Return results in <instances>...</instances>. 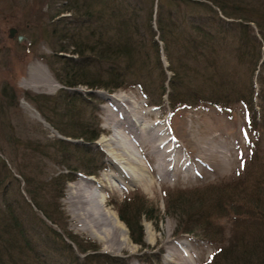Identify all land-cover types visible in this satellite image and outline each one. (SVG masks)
Segmentation results:
<instances>
[{"label": "trees", "instance_id": "obj_1", "mask_svg": "<svg viewBox=\"0 0 264 264\" xmlns=\"http://www.w3.org/2000/svg\"><path fill=\"white\" fill-rule=\"evenodd\" d=\"M50 1L60 2L51 19L50 37L57 41L51 70L63 88L55 97L31 100L60 136L75 141L55 139L47 151L44 145H29L31 152L69 169L52 179L48 191L57 193L52 200L62 196L66 180H74L77 172L92 176L104 168L101 152L92 146L102 133L93 114L95 96L69 92L72 88L112 94L137 87L153 106L167 96L172 111L201 105L231 110L238 104L246 108L255 148L242 177L207 190L193 210H189L192 204H184L182 230L199 229L205 241L217 245L208 264H264V151L256 147L264 136V5L246 0ZM160 51L168 62L166 70ZM68 52L76 58L63 56ZM5 173L0 159V264L129 263L127 258L98 252L95 243L68 230L57 201L43 204L35 199L38 187L26 189L30 205L19 189L3 185ZM184 195L175 194L170 203ZM224 210L231 224H239L230 231L229 241L224 226L217 223L227 216ZM134 213L133 217L121 210L119 219L131 240L143 246L140 221L154 218L144 206Z\"/></svg>", "mask_w": 264, "mask_h": 264}, {"label": "rangeland", "instance_id": "obj_2", "mask_svg": "<svg viewBox=\"0 0 264 264\" xmlns=\"http://www.w3.org/2000/svg\"><path fill=\"white\" fill-rule=\"evenodd\" d=\"M246 2L259 7L264 5V0H246ZM58 8L60 2L52 5L50 0H0V159L5 162L7 176L2 180L3 185L7 184L8 187H13V190L19 189L22 197L30 205V197L26 189L38 187L39 196L35 199L43 204L57 201L66 218L68 230L87 242L95 243L100 253L127 258L128 264L152 262L157 264V256L158 264H208L218 249L217 245L205 241L199 229L185 233L182 230L185 217L184 214L180 215V211L185 209L184 204H192L189 210H193L194 203L200 200L202 202L201 197L208 195L207 190L210 188L219 186L227 180H237L242 177L248 157L256 143V138L248 128L246 108L237 104L231 110H221L213 106L201 105L196 108L180 107L172 111L167 96L161 97L158 106H153L137 87L117 89L112 94L105 90H90L84 86L72 88L69 92L95 96L92 100L93 114L97 117L102 133L92 146L101 152L104 168L92 176L85 175L81 171L77 172L74 180H66L62 196L56 201L52 200L51 196L57 195L55 190L48 191L52 179L66 175L69 169L66 165L31 152L29 145L33 144L41 148L44 145L47 151L53 140L65 138L49 125L43 116L44 113L31 100L33 96L55 97L63 88V85L57 83L51 70L53 48L57 46V41L52 35L50 37L53 22L51 19L58 12ZM61 16L68 15L61 14ZM250 27L260 40L255 25L250 23ZM10 29L16 31L13 38H9ZM18 36L23 37L22 41L17 40ZM261 52L263 55V47ZM62 54L65 57L73 56L69 52ZM160 57L162 68L166 70L168 62L162 51ZM31 71L36 72L37 75L42 73L39 77L44 79L43 82L51 79L56 86L51 84L53 86L49 88L40 87L38 91L25 87L22 83L28 82ZM165 73L167 78L171 77L169 71ZM115 94H122L129 100V109L144 112V122L149 120L146 117L150 112L152 123L156 120L160 121L159 124L170 133V136H174L181 154L191 163L189 170L191 174L172 173L169 179L160 180L152 170L154 161L148 160L145 153L134 150L137 162L143 167L142 175L153 181L151 187L144 182L138 184L122 176L119 164L113 162L116 159L113 154L119 152L116 149L109 150L101 142L112 136L113 124L125 113L123 107L108 99ZM257 146L264 151V136L262 143ZM211 152H215V155L210 154ZM49 153L53 155L52 150H49ZM220 155L224 156L225 161L219 159ZM24 177H28L32 182L28 183ZM81 185L88 187L87 189L95 193L98 199L105 201L104 210L107 215L105 217H109V227L114 224L121 230L117 228L119 231L115 232L108 227L106 229L110 230L109 235L119 234L118 240L114 239L110 242L108 238L103 237L98 241L85 230L82 221L77 217L79 208L81 211L85 208L82 200L77 198L79 192L84 194V190L78 189V196L75 194L71 197L70 194L74 186L78 188ZM175 194L185 195L179 197L180 201L174 202L173 205L170 202L176 197ZM168 205L174 208L168 209ZM141 206L146 207L149 215L154 218L152 221L145 218L140 221L143 246L131 240L130 231L119 219V211L128 210V213L134 217L133 212ZM224 212L226 213V210ZM228 213L225 218L217 220V223L225 228L223 231L225 240L232 237L230 232L232 228L239 226L237 223L231 224ZM146 238L149 240L146 241Z\"/></svg>", "mask_w": 264, "mask_h": 264}, {"label": "bare ground", "instance_id": "obj_3", "mask_svg": "<svg viewBox=\"0 0 264 264\" xmlns=\"http://www.w3.org/2000/svg\"><path fill=\"white\" fill-rule=\"evenodd\" d=\"M35 73H33V71L29 73L30 75L28 82L22 83L25 85V87L38 91V88L40 87L49 88V86H56L54 81L51 79H49L50 81L48 82H43L44 79L39 77L42 73L38 75ZM108 99L118 106L123 107V112L125 113L122 115V117H120L121 121L119 119L115 124H113L114 126L112 129V136H108L107 139H103L101 142L109 150L111 148L112 151L113 149H116L119 152L117 154H113L115 155L116 159L112 161L116 165L119 164L118 166L121 168L120 171L122 176L138 184L144 182L147 186L151 187L153 181L152 179L149 181L148 179L144 178V175H142L143 167L137 162L134 150H136L138 153H145L148 160L154 161L152 170L160 180L169 179L172 173L181 175L189 173V170L191 169V163H189L183 154H181L174 136H170V133L166 131V129L163 128L161 124H159L160 121L156 120L155 123H152L150 120L152 115H149L151 112L147 114L146 118H149V120L146 121V123L143 121V119H145L144 112L129 109L130 102H128L129 100H127L124 95L115 94L113 96H109ZM131 108L133 107L131 106ZM206 151L207 150H205V152ZM210 154L215 155V152H211ZM211 156L212 155H210V157ZM219 159L221 161H225L224 156L222 155H220ZM120 164L124 166H121ZM80 188L84 190V194H80L78 191ZM87 188L84 187V185H81L78 188L75 186L73 189L71 188V197L72 195H75L79 192V196L77 194V198L82 200V203L85 205V208L82 209V211L79 208L77 211V217L80 219V221H82L85 230L88 231L90 236H92L94 239L100 241L103 239V237H106L108 240H110V242H113L114 239L115 241L116 239L118 240L119 234L109 235L108 232L110 230L106 229L108 227L111 230L113 229L115 232L121 230L119 226H115L114 224H111V227H109V217H105L107 216L104 210L105 201L98 199V196H96L95 193H92V191ZM148 240L149 239L146 238V241Z\"/></svg>", "mask_w": 264, "mask_h": 264}, {"label": "water", "instance_id": "obj_4", "mask_svg": "<svg viewBox=\"0 0 264 264\" xmlns=\"http://www.w3.org/2000/svg\"><path fill=\"white\" fill-rule=\"evenodd\" d=\"M8 33H9V38H13L15 36V34H16V31L14 29H10ZM22 39H23V37H21V36L17 37V40L19 42L22 41ZM66 140L70 141L69 139H66Z\"/></svg>", "mask_w": 264, "mask_h": 264}]
</instances>
